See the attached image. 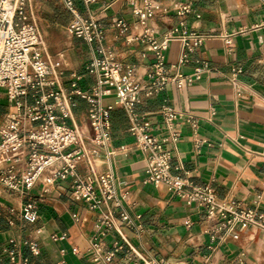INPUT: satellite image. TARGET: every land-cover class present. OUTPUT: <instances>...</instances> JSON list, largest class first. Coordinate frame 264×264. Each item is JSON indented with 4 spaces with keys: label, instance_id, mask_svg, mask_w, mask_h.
I'll return each mask as SVG.
<instances>
[{
    "label": "crops",
    "instance_id": "obj_1",
    "mask_svg": "<svg viewBox=\"0 0 264 264\" xmlns=\"http://www.w3.org/2000/svg\"><path fill=\"white\" fill-rule=\"evenodd\" d=\"M27 1L35 20L49 17L50 24L40 18L36 21L46 41L44 58L56 68L55 89L65 92L72 105V118L61 122L79 127L84 140L90 133V105L72 94L73 75L79 77L80 89L91 91L97 77L87 67L111 54L135 78L144 79L156 61L148 51L149 43L142 39L145 29L155 34L158 42L181 23L189 32L205 37L201 46L193 48L190 63L180 69L191 75L199 67L198 61H207L210 69L202 78L187 89L169 85L152 97L142 98L135 114L139 123H151L155 137L167 141L174 175L199 187H212L220 203L239 204L264 216V0H97L91 4L74 0L81 15L94 17L102 26L104 40L93 44L70 34L72 15L61 0H39L35 12L32 1ZM146 3L159 9L143 26L134 11L143 9ZM179 4L191 5L192 12L178 15ZM119 20L128 25L126 32L117 26ZM227 35H231L229 45L224 39ZM177 42H170L165 51L168 67L177 64L181 56L182 45ZM190 42L195 45L194 40ZM233 69L242 71L237 86L229 81ZM0 91L2 124L13 104L6 91ZM104 105L113 107L111 168L120 184L118 196L123 210L134 228L120 221L121 209L114 217L139 254L169 264H264L263 229L238 230L236 240L233 234L222 233L213 241L207 232L218 222L208 218L205 208L170 193L163 185H145L146 155L130 133L127 112L115 105L114 94L104 99ZM164 107L183 116L172 128L167 127L161 114ZM175 134L177 142L173 141ZM88 161L91 165L99 163V173L108 170L98 155L81 161L78 175H86ZM57 168L59 164L46 170L38 184L24 194L0 183V264H12L5 252L13 249L12 241L27 264H92L87 250L107 210H92L88 203L75 201L74 177L55 178ZM31 202L38 208L35 222L23 216L24 206ZM64 234V239H53ZM116 242L124 249L115 254L114 264L139 263L137 257L129 258V248L116 231L102 240L105 252H112ZM30 243L37 245L38 254L32 253Z\"/></svg>",
    "mask_w": 264,
    "mask_h": 264
},
{
    "label": "built area",
    "instance_id": "obj_2",
    "mask_svg": "<svg viewBox=\"0 0 264 264\" xmlns=\"http://www.w3.org/2000/svg\"><path fill=\"white\" fill-rule=\"evenodd\" d=\"M72 15L69 32L77 39L88 44L102 42L104 31L94 17H84L75 7L74 0H61ZM97 0H83L85 4ZM27 0H0V88L7 93L13 110L0 126V158L3 166L0 168V183L8 190L20 194L31 191L39 182L43 173L56 165H60L54 174L55 178L66 179L74 177L73 198L75 201L88 203L92 210L106 209L96 226L87 250L92 264H114L115 254L122 251L120 242L114 244L112 252L106 253L102 240L112 231H116L121 241L129 248V258L137 257L136 264H169L139 254L125 237L122 226L115 220V211L121 209L120 221L131 229L134 228L129 215L123 210L118 196L120 187L118 178L111 168L114 151L112 142V106L105 107L104 99L114 94L115 105L123 108L130 121V133L136 138L138 149L146 155L147 167L145 185L165 186L170 193L187 199L207 210L208 218L217 220L215 229L208 231L212 240L218 234H233L239 238L238 230L257 227L264 230V216L255 210L243 208L241 205H226L220 203L215 190L210 186L199 187L173 174L172 155L166 149V140H160L152 134L150 122L139 123L135 107L142 98H149L164 91L169 85L183 90L199 81L204 71L210 69L207 61H198L199 67L191 75H185L181 68L190 63L193 48L201 46L205 37L189 32L184 23L170 31L162 42L155 40L149 29L142 35L143 41L149 43L148 51L155 56V63L144 79L135 78L130 69L107 54L103 60H94L87 71L97 77L96 85L91 91L79 88V77L73 75L72 94L86 100L90 105L88 125L90 133L87 139L79 140L78 130L69 127L61 121L72 118V105L68 95L62 90H56L58 80L55 77V67L44 58V38L32 12L27 11ZM159 9L151 3H146L143 9L134 11L140 23H146L152 18L154 11ZM176 12L184 16L192 12L189 4H179ZM199 17V16H198ZM117 26L122 32L128 30V25L119 20ZM231 35L224 37L230 44ZM178 40L182 45L181 56L175 65L167 66L165 51L167 43ZM191 40L195 45H191ZM240 69H233L229 81L236 85ZM59 111V114L57 113ZM167 127L182 118L170 107H164L161 112ZM192 119V117H190ZM178 134L173 141L177 142ZM85 145V146H84ZM68 149H73L66 152ZM101 156L108 170L99 173L89 163L84 177L77 174L78 164ZM125 199V196L123 197ZM23 216L29 222L38 219L36 203H28L23 208ZM53 236L55 241L64 239ZM224 237L222 236L220 240ZM13 249L5 252L12 264H27L16 250L15 241L11 242ZM34 255L38 247L30 243Z\"/></svg>",
    "mask_w": 264,
    "mask_h": 264
},
{
    "label": "rangeland",
    "instance_id": "obj_3",
    "mask_svg": "<svg viewBox=\"0 0 264 264\" xmlns=\"http://www.w3.org/2000/svg\"><path fill=\"white\" fill-rule=\"evenodd\" d=\"M31 1H32V2H31V5H32V8H33V11L35 12V10H37V9L39 8L40 2H39V0H31ZM27 11H28V12H31L29 7L27 8ZM41 14H42V13H41ZM38 18L42 19L43 21H44V20H45V21L48 20V22H49V24H50L49 17H48L47 19H44V17H38ZM38 18L36 17V20H38ZM37 22H38V21H37ZM43 26H44V28L47 27L46 22H43ZM44 42H46V41H44ZM47 47H49V44H48V43H47ZM48 51H49V50H48ZM49 55H50V58H51V62L54 63V58H53V56H52V53L49 52ZM0 92H1V91H0ZM0 126H1V124H0ZM2 165H3V159L0 158V167H2ZM98 165H99V163H98Z\"/></svg>",
    "mask_w": 264,
    "mask_h": 264
},
{
    "label": "bare ground",
    "instance_id": "obj_4",
    "mask_svg": "<svg viewBox=\"0 0 264 264\" xmlns=\"http://www.w3.org/2000/svg\"><path fill=\"white\" fill-rule=\"evenodd\" d=\"M173 41H175V40H173ZM173 41H170V42H173ZM170 42H168L167 43V48H168V44L170 43ZM177 43H179V42H177ZM43 45H44V42H43ZM60 59V58H59ZM63 59V58H62ZM60 61H61V59H60ZM56 64V63H55ZM59 64V63H58ZM61 64H62V62H61ZM63 65V64H62ZM77 130H78V137H79V140H83L84 139V135H83V132H82V130L79 128V127H77ZM93 166L95 167V168H97L98 167V162H93Z\"/></svg>",
    "mask_w": 264,
    "mask_h": 264
}]
</instances>
